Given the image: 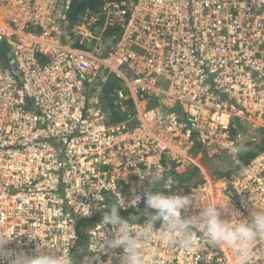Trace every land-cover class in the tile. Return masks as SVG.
Here are the masks:
<instances>
[{"label":"built area","instance_id":"1","mask_svg":"<svg viewBox=\"0 0 264 264\" xmlns=\"http://www.w3.org/2000/svg\"><path fill=\"white\" fill-rule=\"evenodd\" d=\"M77 1L0 0V233L14 237L12 258L49 244L80 264H120L122 248L93 243L114 238L102 218L117 191L129 201L119 215L141 224L147 191L190 197L188 217L208 203L226 220L264 210V0H103L73 18ZM250 146L260 150L237 173L205 166ZM194 168L200 182L179 189ZM157 171L155 184L139 176ZM150 248L147 264H235L199 234L191 252L159 235ZM249 264H264V239Z\"/></svg>","mask_w":264,"mask_h":264},{"label":"clouds","instance_id":"2","mask_svg":"<svg viewBox=\"0 0 264 264\" xmlns=\"http://www.w3.org/2000/svg\"><path fill=\"white\" fill-rule=\"evenodd\" d=\"M260 143L264 144V138L261 137ZM242 150L243 146L237 144L229 150V154L235 157ZM139 176L141 179L150 177L151 184L165 179L158 171L139 174ZM166 187L170 191L169 180ZM114 196V202L106 206L107 210L102 218L103 226L109 224L113 226L114 238L109 239L103 232L100 238H94L93 243L96 246V252L103 251L105 248H122L120 264H147V255L152 250L150 244L157 235L162 241L191 252L199 234V239L206 240L214 246L232 249L236 253L235 264H249L255 242L258 239H264V210L258 209L253 212L250 221L241 219L239 212H233L231 220H226L222 219L220 209L227 208L208 203L203 204L199 215L188 217L183 215L182 211L191 205L190 197L175 193L147 191L144 193L146 208L142 213L147 219L141 224L130 222L119 215L120 209L124 208L129 201L118 191L114 193ZM133 202L138 205L140 197L137 196L131 201L132 205ZM148 209L153 211L149 212ZM136 220H139V217ZM157 222H161L159 229L156 228ZM13 238L0 233V260L8 259L10 264H76L68 252L57 250L49 244L46 245L49 251H45L44 247H37L35 254L29 256L19 253L15 254L13 259L14 254L6 247Z\"/></svg>","mask_w":264,"mask_h":264},{"label":"trees","instance_id":"3","mask_svg":"<svg viewBox=\"0 0 264 264\" xmlns=\"http://www.w3.org/2000/svg\"><path fill=\"white\" fill-rule=\"evenodd\" d=\"M103 2V0H80L74 3L72 10H73V18L78 17V13L81 10H84L85 8H91V9H97L100 4ZM72 15V14H71ZM264 145V144H263ZM260 149L253 148L252 146L249 147V151L244 155L242 158H240L237 161H227V159H221V160H213V161H206L205 166L207 169L212 170L218 175L219 177L221 176H229L234 173L239 172L244 168V166L250 161V159L259 151ZM221 163H226L224 166L221 165L220 167L218 166ZM200 171L198 168H194L190 171V173L180 179V185L179 189L184 188L187 189L188 187L192 185L198 184L200 182V177H199ZM220 174V175H219ZM153 210L150 209L149 212H152ZM81 243L82 245L85 242L84 236L81 233ZM75 261H77L76 264H80V255L79 252H76L74 254Z\"/></svg>","mask_w":264,"mask_h":264},{"label":"rangeland","instance_id":"4","mask_svg":"<svg viewBox=\"0 0 264 264\" xmlns=\"http://www.w3.org/2000/svg\"><path fill=\"white\" fill-rule=\"evenodd\" d=\"M227 161H230V159L228 158V159H227ZM225 164H226V163H224V164H223V163H221V164H219L218 166H219V167H220L221 165H223V166H224ZM85 245H86V243L84 242V243L82 244V247H81V248H84V247H85Z\"/></svg>","mask_w":264,"mask_h":264},{"label":"crops","instance_id":"5","mask_svg":"<svg viewBox=\"0 0 264 264\" xmlns=\"http://www.w3.org/2000/svg\"><path fill=\"white\" fill-rule=\"evenodd\" d=\"M246 155V154H245Z\"/></svg>","mask_w":264,"mask_h":264}]
</instances>
